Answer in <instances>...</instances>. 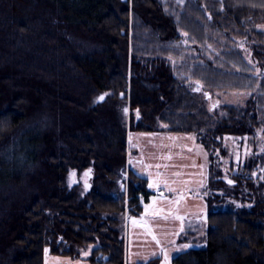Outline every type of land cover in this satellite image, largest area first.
Segmentation results:
<instances>
[{"label": "trees", "instance_id": "1", "mask_svg": "<svg viewBox=\"0 0 264 264\" xmlns=\"http://www.w3.org/2000/svg\"><path fill=\"white\" fill-rule=\"evenodd\" d=\"M166 4L167 0H0V145L9 150L0 157V264H46L47 255L89 264H127L119 228L125 209L107 196L109 188L103 184L116 176L126 155L124 130L115 125L119 99L98 102L97 93L117 94L132 82L130 107L140 112L133 133H154L160 121L169 125L166 131L190 135L208 150L222 146L221 134H250L231 129L244 124L237 118L238 106H227L232 118L218 121L204 97L175 75L169 56L176 57L183 32L201 51L210 52L207 43L220 44L213 54L216 60L202 55L203 63L195 64V75L205 87L260 88L252 93L250 104L253 120L260 123L264 81L258 82L239 41L254 58L264 56V0H194L189 13H181V25L166 11ZM31 117L42 123L44 117L51 119L53 125L28 128ZM213 158L211 152L205 187L207 245L181 251L171 262L264 264V204L214 209L210 185L226 183L213 175ZM91 163L100 184L83 195L80 183L69 189L68 169ZM127 174L131 218L144 212L154 193L146 178L131 168ZM233 178L240 187L242 174Z\"/></svg>", "mask_w": 264, "mask_h": 264}, {"label": "rangeland", "instance_id": "2", "mask_svg": "<svg viewBox=\"0 0 264 264\" xmlns=\"http://www.w3.org/2000/svg\"><path fill=\"white\" fill-rule=\"evenodd\" d=\"M189 2L191 3L190 5L187 4L182 5L180 0L179 1L167 0V4H166L167 6L165 9L168 13L172 12L175 14V16L178 17L177 18L178 25H181V13L184 12L189 13L188 9L194 3V0H189ZM130 6H132L131 3ZM132 29L133 26L132 23L130 22L129 50L131 52L129 51V58H128V64L130 67L129 70H131V58L133 57V55L131 54L133 52ZM184 34L185 32L181 34V39L179 42L181 44V47L178 49L176 45L173 46L178 49L176 50L177 51L176 57L172 55L169 56V61L173 63L175 75L181 76L182 77L181 79L184 80L185 84L189 88H191L192 91H194L198 83L200 82L202 83L201 85L203 86V88L201 89V91L200 92L194 91V92L200 93L204 97L207 108L213 115H215V118L218 121L229 120L232 118V113L231 112L229 113L227 106H238L240 108L239 113L241 114V117H237V118L239 119L243 118L244 120L242 121L244 122V124L236 127L231 125V129L232 130L236 129L240 133L250 132V134L242 133L240 135L221 134L222 136L218 137L219 141H221L222 139L221 147L214 145L208 150L206 145H202L203 147L200 146L202 152L201 156L204 160L206 159L207 156L209 158V155L211 154V152H213L214 161L212 162L211 165V168L213 167L214 169L213 175L223 178V180L226 183L225 186L219 185L218 182H216V184L211 183L210 190L208 191L210 202L214 209H228L231 206L234 208L236 207L251 208L252 205L256 204L257 201H262V203L264 204V151H261V148L264 147V115L260 114L261 115V116L259 115L260 123L259 122L255 123L256 120H253L252 106L250 105L252 100L254 99L252 93L258 94L260 92V88L257 87L255 91L231 89L230 87L228 88L224 86L227 85L228 81L223 83L224 87L222 89H217L216 91L215 89L205 87L207 86V84H203V82L195 75L194 72L195 64L199 63V61L202 62L203 60L202 55L207 56L208 59L210 58L216 60V58H214V55H217V53L219 52L220 44L215 41L213 43H207L208 46L211 47V49H209L210 52L208 50L206 52L201 51L200 46H197L199 43L196 41H192L189 38L188 34L187 35ZM241 41H239V43L240 45H242L241 47L244 51L245 56L247 54L246 58H248L249 62L253 66L254 75L257 76L259 80L258 82L262 83L264 81V73H263L264 56L261 57L258 56L257 58H254L252 52L248 50V46L246 45V43L243 44V42ZM222 45L226 46L227 42H223ZM256 69L260 70L259 76L256 74L255 71ZM131 87H132V82L129 81V86L126 91L123 90V92L121 91L120 93L115 94L114 91L107 90L97 93L95 95L96 100L101 95H105V94H107L106 98L113 96L119 99L118 102L116 103L117 107L114 108L115 119H116L115 125L118 129L124 130L123 135L125 137L124 142L126 143V155H124V158L121 161H119V164L116 167L118 168L116 172V176L110 175L109 178L108 177L106 178L103 184L109 188L107 196L116 200L117 203H120V205H122V207L125 209L123 214L120 216L121 222L119 225L120 237L123 238L124 240L126 237L127 220L129 217L127 214L128 194L126 192V183L129 175L128 174L126 175V173L130 164L129 161L132 158L131 142L135 141L136 138H141L142 139L141 142L143 143L142 146L148 147V144L150 143V140L143 138L147 136L142 135L148 133H144V132L133 133L131 131L133 123L136 124L139 120L136 118L135 115L136 111L133 112L130 107ZM125 108L128 109L127 114L124 112ZM29 121L31 123L27 124L28 128L29 127L33 128L36 127L37 125H42L43 126L42 128L49 129L53 125L51 119L47 120L45 119V117L41 120L44 121L43 123L38 121L37 118L35 117L34 118L31 117ZM45 121L48 122L46 123ZM156 128L157 129L154 133L157 135L162 131H165V128H169V125L158 121L156 124ZM129 134H131L132 136L131 142L129 141ZM3 148L5 149L6 145L4 146V144H1L0 157H4L5 156L4 154H8L7 152L9 150L6 151L5 149L3 151ZM237 156L239 157L238 161H237ZM245 167L246 168L249 167V169L252 168V172H248ZM90 170L93 171V176L91 180L89 174L87 177L85 176V173L86 172L89 173ZM72 173H75V175L73 176ZM236 174H242V179H241L242 184L240 183L241 184L240 187L238 186L239 184L237 183V181L233 178L234 175ZM66 175L67 176L65 178V181L69 189L73 187L74 183H80L82 185L81 195L87 193V191H89L92 187H96L97 183L100 184L99 181L98 182L96 181L97 171L95 170L92 163L91 165L82 168L71 167L68 169ZM152 178L154 179L156 178V176H153ZM229 180L233 181V183L229 184L228 183ZM88 183H90L91 185L90 188L88 187ZM237 191L238 194H240V196L235 197ZM8 194L9 193H6V195L4 196H7ZM10 196H12V192H10ZM250 200H252L253 202H251ZM209 229H210V223L207 217H204L201 220H199V227L197 229L195 228L192 231V233H189V236L191 238L190 244L192 245V247L202 248L207 245V236L205 238V235L203 234H207ZM97 246L98 245H96V247ZM92 247L93 246H89L86 249L91 250ZM80 250L82 251L81 248ZM63 261H67V262H63ZM74 261H76L77 263L79 260H73L71 258H65V257L63 258L61 257L60 260L59 258H56V256H52V255H47L46 257V264H65V263L71 264ZM79 263L85 264V261L83 262L79 261ZM160 264H163V259L161 260Z\"/></svg>", "mask_w": 264, "mask_h": 264}, {"label": "crops", "instance_id": "3", "mask_svg": "<svg viewBox=\"0 0 264 264\" xmlns=\"http://www.w3.org/2000/svg\"><path fill=\"white\" fill-rule=\"evenodd\" d=\"M145 136L148 138L143 137L144 139L150 140L148 147L142 146L143 143L141 142V138H136L135 141L131 142L132 149L136 148L137 152H133L132 150V162L129 164V169H133L137 174L146 178L149 183L152 182V177L156 176L155 174L159 172L162 174L163 179H167L173 187L180 190L185 197L179 205V214L185 217L184 231L178 236L173 237L170 233L174 229L179 228L178 221L174 222L171 219L165 221L160 216L151 215V212L145 215V207L152 205L154 198L156 200V207L167 211L171 207L168 201L174 200L177 197V193L169 192L162 183L159 185L158 189L150 188L154 194L151 196L150 200L145 203L144 212L137 217H128L127 220L125 237L127 264H145L157 257L163 259L160 254V246L156 245L152 237L146 234L145 226L143 224H133V220L139 221L143 218L148 221L149 226L153 228L154 234L161 240L162 246L168 249L172 260L181 252L174 251L173 249L181 248L184 244H190L191 238L189 233H192L195 228L197 229L199 227V220L207 217L208 214L205 187L209 178V158L208 156L205 160L202 158L200 149L202 144L197 143L195 139H187L190 135H179L166 130L157 135ZM170 136L176 137L177 139H167V137ZM189 148L192 149L191 152L188 151ZM169 155L172 157L171 160L161 158ZM157 164L161 165V167L156 168L155 165ZM148 165L152 167H146ZM149 172L152 174L151 176ZM177 172L180 173L179 176L175 175ZM173 181H175V183H173ZM185 181H187V183H184ZM165 233L169 234L165 235ZM203 235H205L206 238L207 234ZM169 240H174V244L168 243ZM187 249H183L182 251ZM56 258L61 260V257L56 256ZM71 264L82 263H79V261L76 263V261H74Z\"/></svg>", "mask_w": 264, "mask_h": 264}, {"label": "snow or ice", "instance_id": "4", "mask_svg": "<svg viewBox=\"0 0 264 264\" xmlns=\"http://www.w3.org/2000/svg\"><path fill=\"white\" fill-rule=\"evenodd\" d=\"M184 35H187V33H185ZM255 71H256V74L259 76L260 75V70L256 69ZM105 95H107V94H105ZM105 95H101L99 97V100L103 101L104 98H105ZM124 112L127 114L128 109L125 108ZM135 115H136V118L139 119L140 113H139L138 109L136 110ZM142 135H155V134H142ZM167 139L174 140V139H177V138L170 136V137H167ZM187 139L194 140L195 138L192 137V136H189V137H187ZM131 140H132V136H131V134H129V141L131 142ZM188 151L191 152L192 149L189 148ZM261 151H264V147L261 148ZM161 158L162 159L166 158V159H169V160L172 159L171 155H169L167 157H161ZM238 160H239V157L237 156V161ZM131 162L132 161L130 160L129 163H131ZM146 167H152V166L148 165ZM155 167L156 168H160L161 165L157 164V165H155ZM88 174L89 173L86 172L85 176L87 177ZM72 175L74 176L75 173H72ZM149 175L151 176L152 174L149 172ZM155 175H156V178L153 179L152 182L149 183L148 186L150 188H157L158 189L159 185L162 183L169 192L177 193V197L174 200L168 201V203L171 205V207L167 211H165L164 209L157 208L156 207V200L154 198L152 205H149V206L145 207V215H148L149 212H151V215L160 216L165 221H167L169 219H171L174 222L178 221L179 222V228L178 229H174L170 233L171 236L176 237V236H178L180 233H182L184 231V219H185V217L179 214V205H180L181 201L184 200L185 197L180 192V190H178L177 188L173 187L172 184H170L167 179H163L161 173L157 172ZM175 175L179 176L180 173L177 172V173H175ZM173 183H175V181H173ZM184 183H187V181H185ZM228 183L231 184V183H233V181L229 180ZM132 223L133 224H143L145 226L146 234L150 235L152 237V239L155 241L156 245L160 246V254L163 257V264H171V257L169 255L168 249H166L165 247L162 246L161 240L154 234L153 228L151 226H149L148 221L144 220L143 218H141V220H139V221L138 220H133ZM168 234L169 233H165V235H168ZM168 243L174 244V240H169ZM189 247H192V245L184 244L181 248H174L173 250L179 252V251H182L183 249H187ZM48 251H49L48 249H45V254L46 255H47ZM87 254L88 253L86 252L85 255H87Z\"/></svg>", "mask_w": 264, "mask_h": 264}, {"label": "water", "instance_id": "5", "mask_svg": "<svg viewBox=\"0 0 264 264\" xmlns=\"http://www.w3.org/2000/svg\"><path fill=\"white\" fill-rule=\"evenodd\" d=\"M264 73V72H263ZM201 87H202V85H201V83H198L197 85H196V88L194 89V91L195 92H199V91H201ZM105 99H106V95H105V98H104V100L103 101H105ZM97 101L98 102H103V101H101V100H99V98L97 99ZM89 175H90V180L92 179V176H93V171L92 170H90V172H89ZM90 183H88V187L90 188ZM124 188V187H123Z\"/></svg>", "mask_w": 264, "mask_h": 264}, {"label": "flooded vegetation", "instance_id": "6", "mask_svg": "<svg viewBox=\"0 0 264 264\" xmlns=\"http://www.w3.org/2000/svg\"><path fill=\"white\" fill-rule=\"evenodd\" d=\"M179 1V0H178ZM181 1V4L182 5H185V4H187V5H190L191 3L189 2V0H180Z\"/></svg>", "mask_w": 264, "mask_h": 264}]
</instances>
